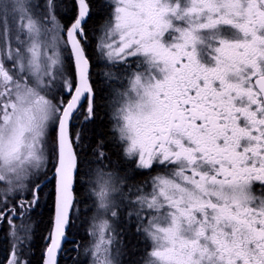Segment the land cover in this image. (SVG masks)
<instances>
[{"label": "snow or ice", "instance_id": "snow-or-ice-1", "mask_svg": "<svg viewBox=\"0 0 264 264\" xmlns=\"http://www.w3.org/2000/svg\"><path fill=\"white\" fill-rule=\"evenodd\" d=\"M106 3L97 26L99 0H0V264H60L86 212L91 264H119L118 225L150 242L143 264H264V0ZM102 63L127 80L115 160L102 139L81 155Z\"/></svg>", "mask_w": 264, "mask_h": 264}, {"label": "trees", "instance_id": "trees-1", "mask_svg": "<svg viewBox=\"0 0 264 264\" xmlns=\"http://www.w3.org/2000/svg\"><path fill=\"white\" fill-rule=\"evenodd\" d=\"M99 3L103 6V8L97 12V26L103 24L105 20L109 19L108 14L103 9H110V5L106 3V0H99ZM109 68L110 67H105L102 63L100 70L108 71ZM111 68L117 69V67ZM96 86L98 89L97 102L99 105L97 109V117L94 124L87 126L89 129H91L88 134L91 137V140H89L87 137L84 139L81 145V149H83L81 151V155L90 157L91 150L97 143V140L102 139L105 141L106 150L110 152L111 158L115 160L116 156L114 149L117 141L113 131L110 108L108 106L112 92L110 91L108 80L102 76L96 78ZM146 174L147 172H145V175ZM86 214L87 212L76 221L77 227L71 229L68 236L70 242L65 245L66 251L60 260V264H76L77 261H80L81 264H91L88 256L85 254V248L88 246L90 239V236L86 231L87 227L89 226L88 219L85 217ZM45 220L46 217L42 219L39 215H37V213L32 214L31 222L35 225L33 238L36 242L35 247L32 248V251L36 253L37 258L40 255V250L44 246L40 237L43 235ZM16 223L19 224L20 222L16 221ZM133 230L135 231L134 228ZM4 236L5 233L0 232V238L2 239V242H4ZM8 239H10V236ZM7 244L8 240L4 246ZM114 248H118L120 250L119 255L117 256L119 264H140V262L144 260L146 251L150 249V242L143 239L142 243H136L130 238L127 239L126 233L120 230L116 232V244L114 245Z\"/></svg>", "mask_w": 264, "mask_h": 264}, {"label": "flooded vegetation", "instance_id": "flooded-vegetation-1", "mask_svg": "<svg viewBox=\"0 0 264 264\" xmlns=\"http://www.w3.org/2000/svg\"><path fill=\"white\" fill-rule=\"evenodd\" d=\"M181 6L182 5V1H180ZM219 34L227 37V38H235L237 36V32L235 29H233L231 26L229 25H221L219 26ZM171 33L166 34V39L171 40L172 38ZM206 37V42L204 44H200L197 46L198 48V56L201 59L202 62L204 63H210L211 62V54H212V48L210 47V45L212 43H214V41H211L209 39H207V34H205ZM126 75V74H125ZM112 123L114 124V120L112 119ZM167 170L161 167H155L151 170V172H147V174L145 175V173L143 175H139L137 177H135L136 182H144L146 180L149 179V177L151 175H155L157 173H165ZM257 191H259V186H257ZM88 214V213H87ZM86 214V215H87ZM90 215L88 214L87 217H89ZM3 241L5 242V240L3 239ZM4 242H2V239L0 241V246H4Z\"/></svg>", "mask_w": 264, "mask_h": 264}, {"label": "rangeland", "instance_id": "rangeland-1", "mask_svg": "<svg viewBox=\"0 0 264 264\" xmlns=\"http://www.w3.org/2000/svg\"><path fill=\"white\" fill-rule=\"evenodd\" d=\"M180 1H182V5L183 6H186V0H180ZM108 71L109 72H111V74H112V77H113V79H109L108 80V83H109V85H110V91L112 92L111 93V96H110V99H109V103H108V106H109V108H110V113H111V116H112V112H113V110L115 109V107H117L118 105L116 104V103H114L113 101H114V92H113V89L114 88H121L122 89V87L123 86H126V84H127V80L126 79H124V78H122V73H121V71L119 70V68H117V69H113V68H109L108 69ZM125 75V74H124ZM114 123H115V121H114ZM89 215H90V213H88ZM87 214V215H88ZM87 215H85V217H86V219H88V217H87ZM88 222H90L89 221V219H88ZM125 229V230H124ZM124 231L125 233H126V235H127V239H132V240H134V242H141L142 243V241H143V237H141V236H137V235H134V230H133V228L129 225V226H120V225H118L117 226V231ZM0 241H1V238H0ZM9 241H10V243H14V241L12 240V238L10 237V239H8V243H9ZM6 242L7 241H5L4 242V244H6ZM94 241H93V237H91L90 236V239H89V244H88V246L86 247V248H89L90 246H91V243H93ZM115 249V248H114ZM150 250V249H149ZM148 250V251H149ZM86 254V253H85ZM86 256H88V258H89V260H90V262H91V256H90V254H86ZM116 259H117V257H116ZM140 264H143V261H141L140 262Z\"/></svg>", "mask_w": 264, "mask_h": 264}, {"label": "clouds", "instance_id": "clouds-1", "mask_svg": "<svg viewBox=\"0 0 264 264\" xmlns=\"http://www.w3.org/2000/svg\"><path fill=\"white\" fill-rule=\"evenodd\" d=\"M42 143H43L42 141L37 142L35 144V146L33 148H31V149H29L28 147H25L22 150V153H23L22 159L24 157H27L29 151H32L35 155H40V148H41ZM25 144L26 145H31L32 144L31 136H27L26 137ZM34 158H35V156H34ZM149 251L151 252L152 250L150 249Z\"/></svg>", "mask_w": 264, "mask_h": 264}, {"label": "water", "instance_id": "water-1", "mask_svg": "<svg viewBox=\"0 0 264 264\" xmlns=\"http://www.w3.org/2000/svg\"><path fill=\"white\" fill-rule=\"evenodd\" d=\"M68 239H69V237H68Z\"/></svg>", "mask_w": 264, "mask_h": 264}]
</instances>
